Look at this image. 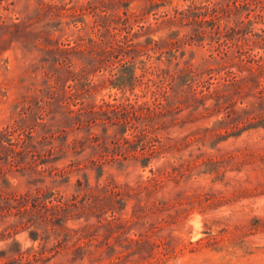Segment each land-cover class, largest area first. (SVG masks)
Returning a JSON list of instances; mask_svg holds the SVG:
<instances>
[{"label":"rangeland","instance_id":"rangeland-1","mask_svg":"<svg viewBox=\"0 0 264 264\" xmlns=\"http://www.w3.org/2000/svg\"><path fill=\"white\" fill-rule=\"evenodd\" d=\"M0 264H264V0H0Z\"/></svg>","mask_w":264,"mask_h":264},{"label":"trees","instance_id":"trees-1","mask_svg":"<svg viewBox=\"0 0 264 264\" xmlns=\"http://www.w3.org/2000/svg\"><path fill=\"white\" fill-rule=\"evenodd\" d=\"M24 212H26V211H24Z\"/></svg>","mask_w":264,"mask_h":264}]
</instances>
